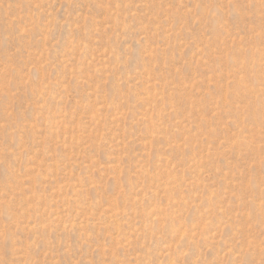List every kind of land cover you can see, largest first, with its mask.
I'll use <instances>...</instances> for the list:
<instances>
[{
    "label": "rangeland",
    "instance_id": "374dc122",
    "mask_svg": "<svg viewBox=\"0 0 264 264\" xmlns=\"http://www.w3.org/2000/svg\"><path fill=\"white\" fill-rule=\"evenodd\" d=\"M0 264H264V0H0Z\"/></svg>",
    "mask_w": 264,
    "mask_h": 264
}]
</instances>
